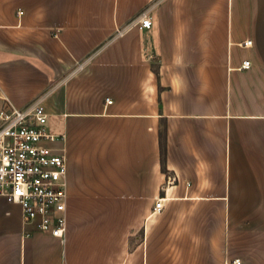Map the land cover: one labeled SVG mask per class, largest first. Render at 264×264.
Listing matches in <instances>:
<instances>
[{
  "label": "crops",
  "instance_id": "1",
  "mask_svg": "<svg viewBox=\"0 0 264 264\" xmlns=\"http://www.w3.org/2000/svg\"><path fill=\"white\" fill-rule=\"evenodd\" d=\"M2 98L64 136L66 227L0 198V264H264V0H0Z\"/></svg>",
  "mask_w": 264,
  "mask_h": 264
},
{
  "label": "built area",
  "instance_id": "2",
  "mask_svg": "<svg viewBox=\"0 0 264 264\" xmlns=\"http://www.w3.org/2000/svg\"><path fill=\"white\" fill-rule=\"evenodd\" d=\"M149 29L150 8H144L125 28H117L115 36L126 28ZM251 46V40L242 43ZM244 60L240 69H249ZM4 99L0 106V198L18 204L23 223L32 229L62 238L66 227V165L63 153L52 144L62 141L47 130V114L40 98L23 107H14ZM105 103H111L106 98ZM170 180V176L168 177ZM158 199L153 211L163 208ZM238 263L239 259H234Z\"/></svg>",
  "mask_w": 264,
  "mask_h": 264
},
{
  "label": "trees",
  "instance_id": "3",
  "mask_svg": "<svg viewBox=\"0 0 264 264\" xmlns=\"http://www.w3.org/2000/svg\"><path fill=\"white\" fill-rule=\"evenodd\" d=\"M160 154H161V165H162V170L165 171L164 167V161H165V129L161 128L160 130Z\"/></svg>",
  "mask_w": 264,
  "mask_h": 264
}]
</instances>
